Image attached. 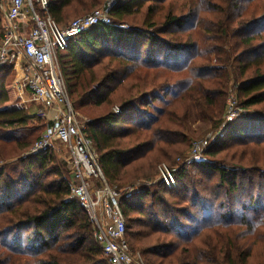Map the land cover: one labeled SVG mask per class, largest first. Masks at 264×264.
Here are the masks:
<instances>
[{
  "label": "trees",
  "instance_id": "16d2710c",
  "mask_svg": "<svg viewBox=\"0 0 264 264\" xmlns=\"http://www.w3.org/2000/svg\"><path fill=\"white\" fill-rule=\"evenodd\" d=\"M103 2L49 9L66 26ZM109 13L59 61L76 109L111 107L86 128L119 192L131 254L144 264H264V0H118ZM12 71L0 67V264H111L54 151L6 162L38 137L12 133L43 122L15 96L9 104ZM231 89L257 120L252 134L224 125ZM193 114L216 140L191 160Z\"/></svg>",
  "mask_w": 264,
  "mask_h": 264
},
{
  "label": "built area",
  "instance_id": "2783aa9c",
  "mask_svg": "<svg viewBox=\"0 0 264 264\" xmlns=\"http://www.w3.org/2000/svg\"><path fill=\"white\" fill-rule=\"evenodd\" d=\"M1 3L4 22L0 67L9 66L18 72L15 87L19 95L30 94L31 100L39 105V116L47 120L46 128L34 142L31 152L58 153L59 146L61 149L65 147L60 158L71 170V196L79 199L89 214L103 254L111 264H144L139 254H131L119 192L104 176L96 149L87 134L89 121L78 119L59 61V51L68 46L71 38L96 23L111 22L109 5L62 26L51 16L49 0H1ZM241 114L239 101L232 93L226 101L224 125ZM215 137L203 142L194 141L189 159L198 158L216 140ZM159 170L167 187L176 184L166 164H161Z\"/></svg>",
  "mask_w": 264,
  "mask_h": 264
},
{
  "label": "rangeland",
  "instance_id": "374dc122",
  "mask_svg": "<svg viewBox=\"0 0 264 264\" xmlns=\"http://www.w3.org/2000/svg\"><path fill=\"white\" fill-rule=\"evenodd\" d=\"M116 1L118 0H104V2L99 6L97 7L98 8H101L102 6H108L111 7ZM3 5L1 3V0H0V18H1V21H0V25L1 27L3 28V22H4V11H3ZM96 10V9H95ZM93 12V11H92ZM91 13V12H90ZM89 14V13H88ZM82 16H85V15H80V16H77V17H74L72 18L69 22H71L72 20L76 19V18H79V17H82ZM140 22V21H138ZM120 26H124L126 27V24H123V25H120ZM19 78V75H18V72L16 73V70H13L10 77H8V83L11 87H12V90L14 91V95L11 93L10 94V101H9V104H12V100L14 99V96H15V100H14V103L15 104H20L22 107H24L28 112L30 113H34V114H37L38 117L39 116V105L35 104L32 100H31V96L30 94H25L23 96H20L19 93H18V90L16 89L15 87V81ZM233 91V92H231ZM234 93V95L236 96L237 100L239 101V105H240V97L238 95V93L236 92V90L234 89H231L227 95V98L229 97L230 94ZM124 94H126V90L124 91ZM227 98H226V101H227ZM73 105V104H72ZM226 106V105H225ZM74 107V105H73ZM241 107V105H240ZM75 108V107H74ZM111 108L109 105H102V106H95V105H91L87 108H85L84 110L82 109H76V112L78 113V119L81 121V122H86V121H91V119L95 116H98L106 111H108V109ZM242 114L240 116H238L231 124H232V128L234 130H236L237 132H240L242 134H252L255 132L256 128H257V120L252 117V116H243L245 115L247 112L244 108H242ZM112 110L115 111V112H120L119 110V106L118 104H116V102H114V104H112ZM41 118V117H40ZM41 120L43 121L42 123H39V121H33L29 126V130H26L24 132L20 131V132H13L11 137L10 138H13V137H18L19 135L22 137V138H25L27 135H29V133L31 134L30 137L32 136H38L40 137L41 134L43 133V131L45 130L46 128V124H47V120L46 119H43L41 118ZM41 126V129L40 131H37L36 134L35 132H33V129L34 127H37V126ZM43 125V126H42ZM211 129V126L209 123L207 122H202L201 120L197 119L196 116L193 114L192 115V119H191V123H190V132L192 134V138H193V142L194 141H201L203 142L204 140L205 141H208L210 140L211 137H213L215 135V131L212 132L210 131ZM23 133H26V134H23ZM29 137V138H30ZM37 137V138H38ZM21 138V139H22ZM37 138L34 140V142L37 140ZM23 141V140H22ZM34 142L33 144L30 146L29 149L25 150V151H22L20 153L19 156H11L10 158H8L6 160V162H11V161H14L17 159V157H22V156H25L29 153H32L31 152V149L33 148V145H34ZM9 145V144H8ZM10 146L14 147V143H10ZM192 146V145H191ZM63 148V147H62ZM15 149V148H14ZM191 149V148H190ZM58 150L59 152L56 153V158L59 160V162H62L61 158H60V154L64 153L65 152V147L63 149H61V147L59 146L58 147ZM202 154V153H201ZM201 156V155H200ZM63 163V162H62ZM168 166V165H167ZM143 260V259H142Z\"/></svg>",
  "mask_w": 264,
  "mask_h": 264
}]
</instances>
